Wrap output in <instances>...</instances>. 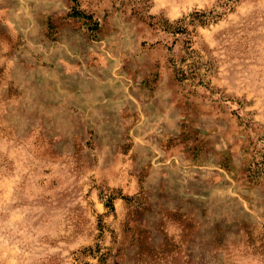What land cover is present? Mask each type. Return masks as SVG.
<instances>
[{
    "label": "rangeland",
    "instance_id": "rangeland-1",
    "mask_svg": "<svg viewBox=\"0 0 264 264\" xmlns=\"http://www.w3.org/2000/svg\"><path fill=\"white\" fill-rule=\"evenodd\" d=\"M0 264H264V0H0Z\"/></svg>",
    "mask_w": 264,
    "mask_h": 264
},
{
    "label": "trees",
    "instance_id": "trees-1",
    "mask_svg": "<svg viewBox=\"0 0 264 264\" xmlns=\"http://www.w3.org/2000/svg\"><path fill=\"white\" fill-rule=\"evenodd\" d=\"M196 15L198 16L197 19H199L202 23H206L210 20L208 19H211L209 18L208 16H206L207 14L204 12V13H199V12H196ZM76 16H79V17H82V18H85V19H88V20H92L93 17L92 16H87L86 14L82 13V12H77ZM95 23V27L98 25L97 22H94ZM97 30V28H94Z\"/></svg>",
    "mask_w": 264,
    "mask_h": 264
}]
</instances>
